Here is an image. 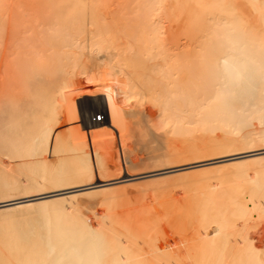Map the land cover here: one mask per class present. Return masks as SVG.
<instances>
[{
	"label": "bare ground",
	"instance_id": "obj_1",
	"mask_svg": "<svg viewBox=\"0 0 264 264\" xmlns=\"http://www.w3.org/2000/svg\"><path fill=\"white\" fill-rule=\"evenodd\" d=\"M263 149L264 0H0V264H264V155L105 185Z\"/></svg>",
	"mask_w": 264,
	"mask_h": 264
},
{
	"label": "rangeland",
	"instance_id": "obj_2",
	"mask_svg": "<svg viewBox=\"0 0 264 264\" xmlns=\"http://www.w3.org/2000/svg\"><path fill=\"white\" fill-rule=\"evenodd\" d=\"M177 33L178 32H174L173 30H170V35H169L170 36V41H169V43L170 42H172L173 44L175 42L183 43L185 41L184 31H183L182 34H181V32L178 33L180 41H176V39H175L176 38L175 34H177ZM134 118H138L139 119L140 115H135ZM117 150H118L117 151L118 157L120 158L121 151L119 152V148H117ZM261 155H264V149L261 150V151L248 152V153H244V154H240V155H236V156H232V157H226V158H222V159H217V160L206 162V163H203V164L187 165V166H182V167L169 168V169H165V170L149 173V174L142 175V176L128 177V178H125L123 180H116V181H113V182L105 183V185L114 184L113 186H119V185H122V184H125V183H128V182L144 180V179H147V177L148 178H151V177H167V176H170L172 174L180 172V170L181 171L182 170L186 171V170H189V169H198V168L202 169L203 166L204 167H208V166H212V165L230 163V162H233V161H240V160H244V159H250V158L258 157V156H261ZM79 189L80 188L67 190V191H60V192L55 193L56 194L55 197H61V196H64V195H68L71 192L79 191ZM16 198L18 199V197H15L13 199L11 198V199L0 200V209L2 210L4 208L10 207V206H12L14 204L28 203V202L31 201L30 199L15 200ZM11 200H15V201H11ZM3 201H7V202H3Z\"/></svg>",
	"mask_w": 264,
	"mask_h": 264
}]
</instances>
